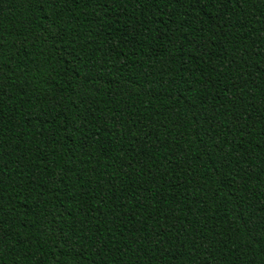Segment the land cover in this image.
I'll return each mask as SVG.
<instances>
[{
  "label": "trees",
  "instance_id": "16d2710c",
  "mask_svg": "<svg viewBox=\"0 0 264 264\" xmlns=\"http://www.w3.org/2000/svg\"><path fill=\"white\" fill-rule=\"evenodd\" d=\"M0 264H264V0H0Z\"/></svg>",
  "mask_w": 264,
  "mask_h": 264
}]
</instances>
